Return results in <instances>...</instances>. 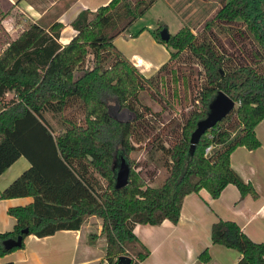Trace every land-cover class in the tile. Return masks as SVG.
<instances>
[{"label": "trees", "instance_id": "obj_1", "mask_svg": "<svg viewBox=\"0 0 264 264\" xmlns=\"http://www.w3.org/2000/svg\"><path fill=\"white\" fill-rule=\"evenodd\" d=\"M153 1L109 0L92 11L80 9L70 20L75 34L65 44L57 40L60 22L47 29L28 22L0 51V173L20 155L30 162L0 191V198L31 197L25 204L7 207L14 223L0 232V256L21 246L22 241L5 249L2 240L16 237L23 228L27 232L22 238L41 237L77 229L93 215L100 219L108 264L120 254L132 256L128 264L139 263L148 250L133 233L135 223L175 222L183 196L200 189L213 198L231 183L239 198L256 195L250 182L230 166L229 154L239 145H259L254 126L264 116V0H221L216 8L213 20L252 45L247 49L237 43L234 54L218 49L209 38L197 40L188 25L169 33L166 40L158 33L164 25L157 26L152 37L168 48L169 55L154 73L144 75L112 39ZM3 15L0 9V20ZM182 51L200 65L201 82L194 106L172 129V141L163 145L152 138L163 155L166 175L151 185L129 159L142 134L138 127L146 128V134L149 130L138 111L148 107L139 101L138 92L148 89L156 95L160 72L174 69ZM218 90L236 104L189 151V134ZM6 92L12 94L3 99ZM72 106L81 109L78 121L64 115ZM208 144L211 148L204 153ZM119 156L129 172L127 182L116 188L113 164ZM209 238L238 252L234 264H264V242L250 239L233 220L212 222ZM208 258L206 247L196 256L200 262Z\"/></svg>", "mask_w": 264, "mask_h": 264}, {"label": "crops", "instance_id": "obj_2", "mask_svg": "<svg viewBox=\"0 0 264 264\" xmlns=\"http://www.w3.org/2000/svg\"><path fill=\"white\" fill-rule=\"evenodd\" d=\"M108 1L0 0L4 13L0 20V51L28 22H36L44 29L53 22H60L57 40L65 44L75 34L70 20L78 11H92ZM127 36L130 40L143 39L146 43L142 46L143 52L123 48V32L113 37V43L144 75L156 71L168 58V48L145 30ZM254 133L259 145L252 149L236 146L229 154V163L244 181L250 182L256 195L239 198L237 188L231 183L213 198L200 189L183 196L175 222L164 219L158 224L135 223L133 233L148 250L138 264H234L238 257L235 249L210 242V224L218 218L235 221L250 239L264 242V116L255 124ZM29 164L22 155L12 161L0 173V191ZM30 200V196L0 198V232L11 229L14 223V218L6 212L7 207ZM204 247L209 258L205 262L197 261V254ZM7 261L12 264H108L100 219L91 215L77 229H59L41 237L27 234L21 246L0 256V264Z\"/></svg>", "mask_w": 264, "mask_h": 264}, {"label": "rangeland", "instance_id": "obj_3", "mask_svg": "<svg viewBox=\"0 0 264 264\" xmlns=\"http://www.w3.org/2000/svg\"><path fill=\"white\" fill-rule=\"evenodd\" d=\"M220 3L221 0H154L142 15L123 31L122 46L137 49L141 53L142 46H146V43L143 39H128V33L133 34L143 29L151 34V30L159 25H164L169 33H174L179 27L188 25L197 40L209 38L218 49H224L227 53H236L237 43L247 49L252 48L249 43L243 42L239 37L236 38L234 32L231 34L234 29L228 30L230 28L213 20L214 12ZM114 46L125 54L117 44ZM200 82V65L187 52L182 51L174 69L166 68L160 72L156 95L148 89L139 90V101L148 109H142L140 106L138 111L142 112V118L149 123L147 127L149 130L146 134L144 132L146 128L138 127L137 131L142 134L138 138V148L129 153V159L132 162L131 167L139 172L140 177L147 183L155 185L166 175L163 155L157 148V140L152 138L157 137L163 145H168L172 141V129L176 122L183 120L188 109L194 106L193 98ZM10 94L11 92H6L1 97L7 99ZM235 104L234 102L233 106ZM64 115L77 121L82 116L81 109L76 106L67 107ZM46 117L54 125L49 114H46ZM99 180L104 185V180L101 178Z\"/></svg>", "mask_w": 264, "mask_h": 264}, {"label": "water", "instance_id": "obj_4", "mask_svg": "<svg viewBox=\"0 0 264 264\" xmlns=\"http://www.w3.org/2000/svg\"><path fill=\"white\" fill-rule=\"evenodd\" d=\"M159 37L166 40L169 32L165 26H162L159 31ZM234 101L222 90H218L208 104V110L202 118L195 122V126L189 134V151L194 147L199 136L208 128L212 127L218 120L224 117L233 107ZM114 167V186L116 188L123 186L127 182L129 166L123 156H119L118 161L113 164ZM27 229H21L16 237H8L2 240L3 248L19 246L22 241V233H26ZM130 257L125 254H120L116 258L114 264H128Z\"/></svg>", "mask_w": 264, "mask_h": 264}, {"label": "built area", "instance_id": "obj_5", "mask_svg": "<svg viewBox=\"0 0 264 264\" xmlns=\"http://www.w3.org/2000/svg\"><path fill=\"white\" fill-rule=\"evenodd\" d=\"M210 148H211V145L210 144L206 145L204 147V149H203V152L204 153H207L210 150ZM129 257H130V259L132 258V256H129ZM134 261H136V260H134ZM134 264H138V262L136 261Z\"/></svg>", "mask_w": 264, "mask_h": 264}]
</instances>
